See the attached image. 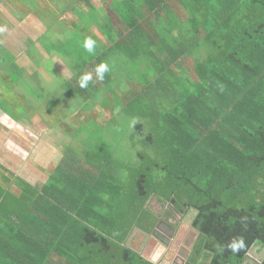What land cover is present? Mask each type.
Segmentation results:
<instances>
[{"label": "trees", "instance_id": "16d2710c", "mask_svg": "<svg viewBox=\"0 0 264 264\" xmlns=\"http://www.w3.org/2000/svg\"><path fill=\"white\" fill-rule=\"evenodd\" d=\"M75 2L79 19L95 12ZM104 16L98 29L118 36L127 89L100 48L78 57L71 81L81 89L93 72L81 95L106 90L105 105L136 121L135 155L105 141L68 147L42 191L1 194L12 203L0 205V264H153L128 243L154 232L153 199L195 211L200 236L185 264H243L264 249V0H111ZM236 237L246 247L232 253Z\"/></svg>", "mask_w": 264, "mask_h": 264}, {"label": "crops", "instance_id": "0c3cea01", "mask_svg": "<svg viewBox=\"0 0 264 264\" xmlns=\"http://www.w3.org/2000/svg\"><path fill=\"white\" fill-rule=\"evenodd\" d=\"M45 11L49 13L51 9L32 13L21 0H0V27L6 28V31L0 32V195L4 196L11 194L20 197L25 186L42 191L69 147V143L61 137L63 127L58 130L60 134L54 135V113L53 110L49 111L51 107L47 102L49 92L52 91L47 85L53 81L54 76L51 67L48 71L47 62H54V58L48 60L53 57L54 46L47 40L50 29L47 26L49 19L45 18L49 16L41 17ZM73 14L77 20L72 24L68 20V27L81 22ZM67 50L65 53L68 55L70 52ZM39 59L47 60L46 64L39 63ZM57 64L68 70L61 60ZM3 199V196L0 197V205L4 204V207L12 203L9 198L2 203ZM158 204L165 206L166 203ZM192 211L195 213L191 210L186 215H179L186 218ZM164 212L160 210L156 214L159 222ZM194 217L187 222L190 225L181 224L183 232L180 229V234L184 233L187 237V230L190 233L196 232V238L188 248L190 251L198 239L197 230L193 227ZM165 223L176 234V227ZM160 232L162 236L166 235ZM181 239H184L183 244L180 240L177 251L170 257L173 258L170 264H183L191 254L189 251L185 261H180L178 257L186 242L185 238ZM164 253L158 254L159 262L164 261Z\"/></svg>", "mask_w": 264, "mask_h": 264}, {"label": "rangeland", "instance_id": "374dc122", "mask_svg": "<svg viewBox=\"0 0 264 264\" xmlns=\"http://www.w3.org/2000/svg\"><path fill=\"white\" fill-rule=\"evenodd\" d=\"M90 1L93 7L96 8L95 12L90 8H86V10L84 9L88 12L85 13V16L80 18L81 22L79 24H75L74 27L72 25V27H68V20L71 24L73 21L77 20L73 12L68 9L70 2L71 6H76L75 0H21V2H23L32 13L51 9L49 13L47 11L42 12L41 17L44 18L45 15L49 16L45 18L49 19V22L46 23L50 29L47 35V40L48 43H52L54 46V51L53 57L48 60L54 58V62H47V60L45 61L39 59V63L46 64L47 62L48 71L50 70V67L54 71L53 81L47 85L49 90L50 88L52 89V91L49 92V98L47 97V102L51 107L49 111L51 112L53 110L54 113L53 115L56 130H53V132L54 135L60 134L58 130L63 127L64 131L61 133V137L69 143L68 146L73 150H70L72 153H83L88 144L94 146L101 144L102 141H105L108 144L114 145V149L116 148L120 157L135 155L132 151L130 141L131 132L135 129L134 126H132L133 120L124 116L121 112L119 113L117 109L112 106L105 105V102L107 101V95L105 94L106 90L95 95V98L88 99L89 97H83L80 93L85 91H83L82 88L78 89V87L74 86L76 84L71 81L73 74L70 67L77 64L78 57H82V59L86 60L92 56L83 48L84 38L91 36L97 41L95 52L98 48H100L102 54L109 59L112 58L110 59V63L113 66L115 74L113 83L117 85L118 81L120 82L121 87L126 85L123 89H127V84L121 82L126 77L124 76L127 73L126 63L123 64L125 61L121 59L115 51V43L118 41V36L114 29L111 28V35L107 40L100 33V28L98 27L99 22L102 25L104 23L103 21H107L104 15L107 14L108 4L111 0ZM68 13L69 16H66ZM112 26L115 27L114 24ZM50 38L52 41H49ZM66 50L71 52L73 51L74 53L71 54V56L67 55L65 53ZM58 60L65 63L68 70L63 69L61 67L62 65H58ZM49 64H52V66ZM71 86L73 88H70ZM110 87L115 88L113 85ZM108 101L113 102V95L109 96ZM40 108L43 109V106L41 105ZM57 141L59 140L57 139ZM149 207L157 215L160 210H164L165 212L162 218L166 221H171L173 217L175 221L177 220V222L180 223V226H182L180 228L182 229V232L184 229L181 224L186 223L187 225H190L187 222H190V219H192L195 215L192 211L186 218H181L179 214H174L172 212L170 204L161 206L154 199L149 203ZM171 225H173V223H171ZM159 230L162 231L161 226L156 228V230H154V232L148 237L145 235L142 236L143 234L134 233V236L132 235L128 243L133 249L141 250L142 254H144L147 258H153L154 254H160V242L158 238H160L159 236L161 232ZM186 234L188 237L184 233L180 234L179 230V236L176 240L177 247L181 244L179 242L180 240L183 244L184 239L182 241L181 238H185L186 240V242H184V246L188 248L191 247L194 239L196 238V232L190 233L189 230H187ZM175 250L177 251V249ZM248 255L249 258L245 264H260L264 258V249L260 246H256V248L254 247ZM171 257H173V255H171ZM164 260H166V258ZM205 264H208V262Z\"/></svg>", "mask_w": 264, "mask_h": 264}, {"label": "clouds", "instance_id": "9594fccd", "mask_svg": "<svg viewBox=\"0 0 264 264\" xmlns=\"http://www.w3.org/2000/svg\"><path fill=\"white\" fill-rule=\"evenodd\" d=\"M6 31V28L0 27V32ZM97 47V41L93 39L91 36L85 37L83 40V48L84 50L91 55H95V50ZM95 77L99 81H103L105 79V74L111 71L110 65L107 62H101L97 64L94 69ZM93 81V72H84L78 80L79 86L82 89H87L90 82ZM136 121H132V126H135ZM246 247L245 241L242 237L233 238L231 242L226 245V249L231 251L232 253H239L244 250ZM225 247H221V251H224Z\"/></svg>", "mask_w": 264, "mask_h": 264}, {"label": "flooded vegetation", "instance_id": "af4514ba", "mask_svg": "<svg viewBox=\"0 0 264 264\" xmlns=\"http://www.w3.org/2000/svg\"><path fill=\"white\" fill-rule=\"evenodd\" d=\"M161 220H164V219L162 218ZM164 221L167 222V223H170V224L173 223L174 226L173 225L172 226L176 227V231H177L176 234H173L172 230L167 225L162 223V224H160L161 225V229H162V231L165 232L166 235L165 236L160 235L159 236L160 238H158V236L156 235L158 240H159V242H160V254L162 252H165V254L168 255V257H166V255H164L167 259L164 260L165 257H163L164 261H161L160 263H162V264H170V262L173 259V258H170V257H171L172 254L175 253V251H176L175 249H177L176 240L178 239V234H179L178 231L180 230V223H178L177 220L175 221V219L173 217H172L171 221L170 220L169 221L164 220ZM158 223H159V221H158ZM158 223H157V225H158ZM173 235H174V237H173ZM195 243L193 244V246L191 248V251L188 249V247L185 246L182 249V251L180 252V255H179L180 257H178V258L180 259V261H182V263L187 258L188 254H189V251H190V253L192 252V250H193V248L195 246ZM169 254H170V256H169ZM157 256H159V255L157 254ZM189 257H190V254H189ZM189 257H188V259H189Z\"/></svg>", "mask_w": 264, "mask_h": 264}, {"label": "water", "instance_id": "95a60500", "mask_svg": "<svg viewBox=\"0 0 264 264\" xmlns=\"http://www.w3.org/2000/svg\"><path fill=\"white\" fill-rule=\"evenodd\" d=\"M170 208H171V210H172V212L174 213V214H179V213H177V211L174 209V207L170 204ZM161 223H164V224H166L163 220H161L159 223H158V225H157V227L156 228H158L159 226H160V224ZM167 225V224H166ZM168 226V225H167ZM168 227H170V229L172 230V232H173V234H174V229L171 227V226H168ZM197 236L199 237L200 236V233L197 231ZM173 237H174V235H173ZM197 237V238H198ZM165 254V253H164ZM166 255V254H165ZM189 257V256H188ZM248 258H249V255H247V257H246V259H245V261H244V263L243 264H245L246 262H247V260H248ZM153 264H160V262H159V258H158V256H157V254H154V257L153 258H150L149 259ZM188 260V258L186 259V261ZM186 261H185V263H186ZM185 263H183V264H185ZM260 264H262V262L260 263Z\"/></svg>", "mask_w": 264, "mask_h": 264}]
</instances>
